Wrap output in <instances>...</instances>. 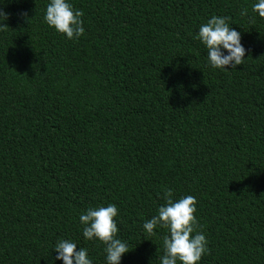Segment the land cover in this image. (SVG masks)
<instances>
[{"label": "trees", "instance_id": "1", "mask_svg": "<svg viewBox=\"0 0 264 264\" xmlns=\"http://www.w3.org/2000/svg\"><path fill=\"white\" fill-rule=\"evenodd\" d=\"M50 2L0 0V264H64L62 239L107 264L79 217L109 204L120 264H161L169 230L143 225L167 189L197 200V264H264L258 0H68L83 12L73 39L46 23ZM213 15L241 34L236 68L211 67L198 38Z\"/></svg>", "mask_w": 264, "mask_h": 264}, {"label": "clouds", "instance_id": "2", "mask_svg": "<svg viewBox=\"0 0 264 264\" xmlns=\"http://www.w3.org/2000/svg\"><path fill=\"white\" fill-rule=\"evenodd\" d=\"M253 11L264 17V0H258L253 6ZM247 9L241 15H246ZM26 15V13H25ZM83 12L74 10L68 0H51L47 5L44 17L49 26L58 32L64 33L69 39L78 38L85 32ZM8 13L0 9V21H6ZM8 25L0 23V30H6ZM198 38L208 50V59L213 68H236L243 64L246 49L241 43V34L231 28L226 17L213 15L205 24H202ZM223 50H227L225 55ZM172 190L164 193L166 205L159 207L158 215L153 216L143 225L148 234H153L159 225L169 230V235L164 237L165 254L161 257V264H197L202 255L208 252L205 235L198 230L195 216L197 200L188 195L177 201L172 199ZM118 215L115 204L106 207L88 208L79 217L83 227V236L89 240L96 238L106 247L107 264H120L122 255L129 251L126 242L116 238L118 227L114 217ZM56 259H62L64 264H92L87 250L79 248L77 244L68 239H62L55 245Z\"/></svg>", "mask_w": 264, "mask_h": 264}]
</instances>
